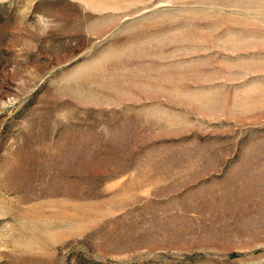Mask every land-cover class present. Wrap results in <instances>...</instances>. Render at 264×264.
<instances>
[{
  "label": "rangeland",
  "instance_id": "obj_1",
  "mask_svg": "<svg viewBox=\"0 0 264 264\" xmlns=\"http://www.w3.org/2000/svg\"><path fill=\"white\" fill-rule=\"evenodd\" d=\"M0 264H264V0H0Z\"/></svg>",
  "mask_w": 264,
  "mask_h": 264
}]
</instances>
